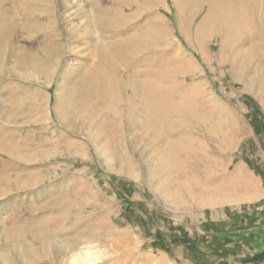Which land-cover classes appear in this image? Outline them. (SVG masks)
Here are the masks:
<instances>
[{
	"label": "rangeland",
	"instance_id": "374dc122",
	"mask_svg": "<svg viewBox=\"0 0 264 264\" xmlns=\"http://www.w3.org/2000/svg\"><path fill=\"white\" fill-rule=\"evenodd\" d=\"M93 5L94 30L108 18L123 28L131 69L171 72L187 100L178 142L194 157L177 170L161 169L163 143L122 114L116 140L96 143L97 122L114 118L65 107L102 59L75 35ZM222 40L207 33L194 47L173 0H0V264L86 251L95 264H264V31Z\"/></svg>",
	"mask_w": 264,
	"mask_h": 264
},
{
	"label": "bare ground",
	"instance_id": "6f19581e",
	"mask_svg": "<svg viewBox=\"0 0 264 264\" xmlns=\"http://www.w3.org/2000/svg\"><path fill=\"white\" fill-rule=\"evenodd\" d=\"M173 2L179 16L180 30L188 40L193 37L191 43L199 50V41L207 33L220 34L224 45H235L255 36L257 32L264 31V0ZM96 6H91V11H85V16L83 15V25L87 30L75 35L77 38L90 39L93 49L102 59L93 67L86 66L76 85H70L66 89L65 107L69 114L79 117L87 113L94 114L99 105H102L105 117L109 118L110 115L114 121L99 120V131L90 133V140L96 143H112L116 140L120 127L115 121L122 114L130 127L139 126L141 130L145 129L144 133L137 135L138 137L152 143H163L164 156L159 163L163 171L176 169V162L189 163L193 160L194 153L185 149L178 142V138L190 135V131L186 126L180 128L176 122L187 100H178L171 72L160 69L156 74L150 75L147 72L133 71L131 63L134 60L126 61V57L123 58L130 47L118 38L123 28H118L113 19L108 18L107 23L97 24V29L94 30L92 19L95 18L93 12ZM201 11H205V17L197 26H193V19ZM73 29L82 31L80 27ZM99 30L102 33H99ZM201 53L203 54L202 50ZM126 70L129 72L127 77L123 75ZM51 79L53 80V77ZM164 82L168 83V86H165ZM125 88L131 90L130 97L124 94ZM101 257L97 253L81 252L68 264H95Z\"/></svg>",
	"mask_w": 264,
	"mask_h": 264
},
{
	"label": "crops",
	"instance_id": "0c3cea01",
	"mask_svg": "<svg viewBox=\"0 0 264 264\" xmlns=\"http://www.w3.org/2000/svg\"><path fill=\"white\" fill-rule=\"evenodd\" d=\"M256 195H258V194H256ZM258 197V196H257Z\"/></svg>",
	"mask_w": 264,
	"mask_h": 264
}]
</instances>
